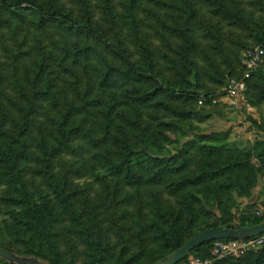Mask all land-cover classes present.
I'll return each mask as SVG.
<instances>
[{
  "label": "trees",
  "instance_id": "trees-1",
  "mask_svg": "<svg viewBox=\"0 0 264 264\" xmlns=\"http://www.w3.org/2000/svg\"><path fill=\"white\" fill-rule=\"evenodd\" d=\"M232 2L0 0V38L12 39L0 41L1 248L75 264L59 241L65 226L83 247L82 264H152L207 228L264 220V214L254 216L252 204L232 212L237 199L253 195L264 171L253 164L254 158L264 162V140L240 149L213 132L183 142L191 132L185 120H206L193 104L199 96L196 34L203 29L216 48L221 43V30L205 22V10L249 30L264 47V26ZM20 26L36 36L19 40ZM262 68L247 80L244 100L256 88L258 102L264 101ZM157 187L179 197L182 207L164 206ZM129 189L138 190V198L145 189L149 205V220L141 210L136 215L133 251L104 232L110 223L121 231L116 210L130 201ZM87 190L102 195L93 198ZM189 193L202 211V202L210 203L211 224H198ZM212 244L183 261L209 257ZM234 264H264V249Z\"/></svg>",
  "mask_w": 264,
  "mask_h": 264
},
{
  "label": "rangeland",
  "instance_id": "rangeland-1",
  "mask_svg": "<svg viewBox=\"0 0 264 264\" xmlns=\"http://www.w3.org/2000/svg\"><path fill=\"white\" fill-rule=\"evenodd\" d=\"M232 4L236 6L237 9L244 12L249 20L258 24L261 23L262 27L264 26V0H235V3L232 2ZM203 18L205 22H212L218 30H221V43L219 44V47L216 48L217 43H215L210 36L204 35L203 29L198 30L196 34V41L199 48L198 52L196 51L197 57L195 58V64L198 71L197 91L199 92V96L193 104L196 105L198 110L206 116V120L203 123H198L191 119L185 120L183 125L187 126L186 128L190 129L191 132L188 138L183 139V142L187 139H192L199 134L220 132L227 135L228 141L238 148L248 149L258 140H264V101L258 102L257 97L259 96V92L256 88H253L247 100H242L238 107H233L230 105V101L226 98L225 88L232 80H237L236 75H239L238 69H242L243 53L248 48L258 46V44L255 43L249 30L237 29L235 26H232L221 18H211V15L207 13L206 10ZM25 31H28L26 35ZM19 32L22 33L19 40L23 39L27 42L36 36L34 30L32 28L28 29L26 26H20ZM41 37H45L46 40L50 41L48 35L42 34ZM1 40L12 41L10 35L0 38V41ZM156 43L160 45L159 42ZM231 65H234L236 69V73H234L235 77L229 74L232 68ZM163 67L168 68L167 74L174 75V70H169L167 62L163 61ZM259 77L264 78V66ZM262 81L264 82V79H262ZM206 93H208V97L205 96ZM201 101L202 104L200 103ZM171 151L175 152L174 147H171ZM253 164L264 170V162L262 163V161L254 158ZM83 179L84 180L81 182L86 180V178ZM144 190L145 189L141 191L142 197L138 198L136 197L138 190L129 189L127 195L130 201L126 203V206L119 207L116 210V217L118 220L123 216V221L120 225V232L116 231L111 223L105 224L104 232L109 239L112 241L117 240L119 242V248L124 245H129L132 251L138 248L139 240L135 234L138 230L136 215L139 213V210H141L142 220L144 222L149 220L148 195ZM153 190H156L161 194L164 206L170 205L175 209L182 207V205H180L179 197L171 196L166 191L165 187H157ZM87 191L91 193L90 196L93 198H98L102 195L101 190ZM193 192H195L194 195L196 194L199 199L201 198L198 190H193ZM188 197H191V201L198 209L196 213L197 215H195L198 224H202L203 226L211 224L213 219H211L209 213L211 210L210 203L208 201H205L204 203L203 201V204H201L204 205L205 211H202L199 207V201H193L190 193L188 194ZM224 199L228 200V204L233 201L229 196L224 197ZM249 204L254 205V216H257V212H260L261 215L264 214V171L257 177V186L254 189L253 195L250 198L237 199L232 212L238 214L239 210L245 208ZM214 212L219 214L218 210H215ZM185 213L188 214V211ZM186 216H190V214ZM5 217L6 215L0 213V223H3ZM59 233V241L65 254H70L72 257H75V264H82V259L80 258H82L83 247L71 237L65 226L59 228ZM186 240L187 236L185 235L183 241ZM262 246L251 251L258 252L259 250L264 249V246ZM230 258L234 259L226 260L222 262V264H234L239 257Z\"/></svg>",
  "mask_w": 264,
  "mask_h": 264
},
{
  "label": "built area",
  "instance_id": "built-area-1",
  "mask_svg": "<svg viewBox=\"0 0 264 264\" xmlns=\"http://www.w3.org/2000/svg\"><path fill=\"white\" fill-rule=\"evenodd\" d=\"M263 64V46H252L243 53L242 78L232 80L225 88L226 98L230 101V105L238 107L241 101L244 100V93L247 90V80L258 72ZM200 103L202 104V101ZM256 214L258 217L261 216L260 212ZM263 244L264 235L250 239L216 240L213 241L209 257L201 258L191 256L178 264H219L221 260L229 257H240L251 250L261 247Z\"/></svg>",
  "mask_w": 264,
  "mask_h": 264
},
{
  "label": "water",
  "instance_id": "water-1",
  "mask_svg": "<svg viewBox=\"0 0 264 264\" xmlns=\"http://www.w3.org/2000/svg\"><path fill=\"white\" fill-rule=\"evenodd\" d=\"M264 235V220L253 226H240L230 223L207 228L191 237L184 245L172 251L165 257L152 264H178L195 248L216 240L250 239ZM0 258L8 264H52L36 256L20 255L14 251L0 247Z\"/></svg>",
  "mask_w": 264,
  "mask_h": 264
}]
</instances>
